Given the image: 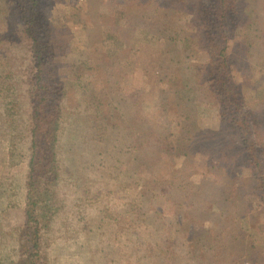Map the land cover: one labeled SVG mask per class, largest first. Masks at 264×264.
I'll use <instances>...</instances> for the list:
<instances>
[{
    "label": "rangeland",
    "instance_id": "374dc122",
    "mask_svg": "<svg viewBox=\"0 0 264 264\" xmlns=\"http://www.w3.org/2000/svg\"><path fill=\"white\" fill-rule=\"evenodd\" d=\"M12 1L0 0V264L38 241L35 264H264V0L228 14L240 109L226 112L204 74L220 1L38 0L67 95L60 210L34 230L31 67Z\"/></svg>",
    "mask_w": 264,
    "mask_h": 264
},
{
    "label": "trees",
    "instance_id": "16d2710c",
    "mask_svg": "<svg viewBox=\"0 0 264 264\" xmlns=\"http://www.w3.org/2000/svg\"><path fill=\"white\" fill-rule=\"evenodd\" d=\"M217 1H220V5L214 17L218 18L221 24L213 28H206V36H203L204 43L212 56L208 65L204 66V74L211 83L214 96L220 98L226 112L231 108L240 109V94L233 88H227L236 77L232 74L237 69L232 68V70L230 67L228 44L235 35L236 26L234 32H228V14L234 15L236 13L240 0ZM11 5L16 8V12L23 22V38H25L23 45L27 49L28 61L31 67L29 72L31 87L28 92V101L32 135L25 215L27 224H31L34 230L39 226L52 223L55 211L59 212L60 210L59 206L54 204L59 200L58 181L63 167L61 159L58 158V145L61 141L60 131L63 121L61 106L66 99L67 92L58 77L56 64H54L55 48L49 34V26L46 21L43 22L44 16L38 11V0H13ZM228 7L232 10L227 9ZM0 45L3 44L0 43ZM8 60L7 57V62ZM19 62L24 63V60H19ZM16 78L17 75L14 79ZM9 97H12V95ZM14 103L15 100H10L5 109L9 111ZM228 114L231 113L228 112ZM228 121L237 128L242 127L241 129H248V126L251 125V121L248 122V125H246L247 121L242 122L240 125L237 124L233 115ZM242 146L246 149L245 154L248 150L252 153L251 156L254 159L255 154L260 150V148L257 149V142L251 141L246 136L242 140ZM262 150L263 156L264 147ZM261 163L258 160L257 171L261 168ZM53 200L54 204H52ZM39 243L40 241L34 243L31 247L33 250L30 249L28 243L25 244L26 248H29L28 258L20 264H35L38 255L36 250L39 248Z\"/></svg>",
    "mask_w": 264,
    "mask_h": 264
}]
</instances>
